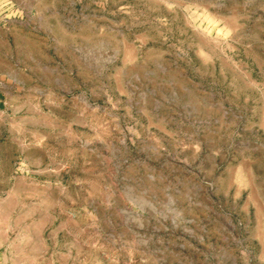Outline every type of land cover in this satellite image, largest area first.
Listing matches in <instances>:
<instances>
[{
	"label": "rangeland",
	"instance_id": "obj_1",
	"mask_svg": "<svg viewBox=\"0 0 264 264\" xmlns=\"http://www.w3.org/2000/svg\"><path fill=\"white\" fill-rule=\"evenodd\" d=\"M0 264H264V0H0Z\"/></svg>",
	"mask_w": 264,
	"mask_h": 264
}]
</instances>
